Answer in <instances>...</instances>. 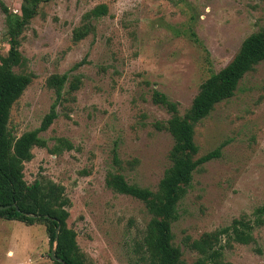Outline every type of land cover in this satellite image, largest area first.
Instances as JSON below:
<instances>
[{"label":"rangeland","instance_id":"obj_1","mask_svg":"<svg viewBox=\"0 0 264 264\" xmlns=\"http://www.w3.org/2000/svg\"><path fill=\"white\" fill-rule=\"evenodd\" d=\"M22 0H0L19 12ZM107 14L75 42L73 30L96 6ZM264 27V0H48L21 35L26 62L15 72L31 83L10 110L13 135L39 128L54 106L56 119L39 134L23 164L27 184L44 178L64 187L70 200L67 227L90 264H142L140 241L150 219L143 203L105 185L115 152L129 184L152 191L170 165L172 138L160 128L169 115L151 101L153 90L190 106L199 85L222 69L241 42ZM0 7V62L8 51ZM65 76L61 97L47 86ZM71 84L76 88L71 89ZM198 156L221 147V156L193 175L172 225L174 243L188 262L198 256L186 236L253 220L264 202V62L246 74L234 95L195 128ZM66 143L71 145L68 149ZM248 245L220 236L223 264H264V224ZM42 224L0 218V264H53ZM9 253V254H8Z\"/></svg>","mask_w":264,"mask_h":264},{"label":"trees","instance_id":"obj_2","mask_svg":"<svg viewBox=\"0 0 264 264\" xmlns=\"http://www.w3.org/2000/svg\"><path fill=\"white\" fill-rule=\"evenodd\" d=\"M48 0H22L19 12L10 11L0 2L5 16V35L8 51L0 62V218L16 220L32 226L42 224L48 235L51 250L55 244L53 264H90L79 251L75 232L67 227L70 200L64 187L44 178L27 184L23 177V164L32 159L33 147H45L39 134L48 129L56 119L54 106L43 117L39 128L16 137L8 129L10 110L31 83L32 74L15 72L25 65V58L19 52L21 35L26 26L37 15L38 6ZM107 14V6L100 4L84 14L83 23L73 30V40L78 42L94 30L91 20ZM264 62V27L248 35L241 42L233 58L219 71L211 73L198 87L189 108L180 114L178 104L165 94L153 90L151 101L163 108L169 115L160 128L172 138L168 153L170 165L159 180L157 189L152 191L135 184H129L120 173L121 160L114 152L113 168L107 172L105 185L121 195L141 201L150 216L141 238L140 261L142 264H223L220 260V236L231 241L248 245L253 241L252 231L264 224V202L254 209L253 220H234L222 230L207 232L197 239L186 236L182 243L198 257L188 263L181 248L174 243L172 225L178 221V205L191 186L193 175L205 164L221 156V147L198 156L199 147L195 142L196 126L210 115L216 105L229 100L236 92L243 77ZM65 76L52 75L47 86L54 90L57 98ZM76 84H71V89ZM68 149L71 145L66 143ZM57 237H56V230Z\"/></svg>","mask_w":264,"mask_h":264},{"label":"water","instance_id":"obj_3","mask_svg":"<svg viewBox=\"0 0 264 264\" xmlns=\"http://www.w3.org/2000/svg\"><path fill=\"white\" fill-rule=\"evenodd\" d=\"M5 208H7V207H0V210L5 209ZM57 231H58V229L56 230V237H57ZM54 251H55V244H54V246H53V248L51 250V259L53 261H56L57 259H56L55 255H54ZM59 262H61L62 264H65L62 260H59Z\"/></svg>","mask_w":264,"mask_h":264},{"label":"crops","instance_id":"obj_4","mask_svg":"<svg viewBox=\"0 0 264 264\" xmlns=\"http://www.w3.org/2000/svg\"><path fill=\"white\" fill-rule=\"evenodd\" d=\"M9 254V253H8Z\"/></svg>","mask_w":264,"mask_h":264}]
</instances>
